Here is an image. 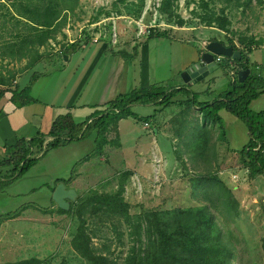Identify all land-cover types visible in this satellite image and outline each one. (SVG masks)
Segmentation results:
<instances>
[{"label": "rangeland", "instance_id": "1", "mask_svg": "<svg viewBox=\"0 0 264 264\" xmlns=\"http://www.w3.org/2000/svg\"><path fill=\"white\" fill-rule=\"evenodd\" d=\"M116 1L78 0L71 8L62 3L52 39L38 50L41 57L34 64V51L13 56L7 47L32 31L19 16L20 3H36L0 0V79L9 87H30L31 97L45 110L40 115L44 118L32 117V122L14 133L17 139L26 138L30 145L32 138L46 133L54 108L104 106L102 98L108 96L119 58L103 55V41L110 52L124 49L130 54L124 57L129 63L127 93L141 88V78L149 73L150 88L168 94L183 79L179 76L183 42L204 54L214 39L226 44L252 37L264 40V0H179L176 13L186 22L182 27L159 14L162 0H145L139 18L129 15L121 4L115 6ZM131 1L135 0L127 3ZM219 17L228 20V31L220 29ZM150 28L168 37L149 39L143 32ZM75 42L78 48L65 53ZM250 57L256 65H263L257 74L264 78V43ZM224 61L203 82L191 84L192 91L200 95L199 102H212L235 81V73ZM33 76L39 78L31 83ZM19 79L21 83L15 84ZM190 98L178 95L177 104L164 108L134 105L133 115L123 119L120 127H111L107 133L110 143L99 151L96 131L41 154L33 149L38 163L24 176L10 178L0 191V264L30 259H38L40 264H86L72 245L79 225L77 203L87 197L98 201L99 197L105 204L104 197L115 195L122 184V198L130 205L126 215H92L91 207L90 212L81 213L88 221L93 250L107 256L111 264H125L136 244L133 225L143 215L177 208L212 211L220 225V241L231 251L232 264H264V176L251 179L238 155L249 142L247 129L224 114L229 140L223 141L220 126L205 123L199 110L185 102ZM251 108L264 112V90ZM85 120L78 115V123ZM205 128L208 142L197 145L196 135ZM12 143L11 131L0 123V158L2 149ZM215 173L232 191L237 212L228 209L210 182L195 179ZM15 211H19L15 218H5Z\"/></svg>", "mask_w": 264, "mask_h": 264}, {"label": "trees", "instance_id": "2", "mask_svg": "<svg viewBox=\"0 0 264 264\" xmlns=\"http://www.w3.org/2000/svg\"><path fill=\"white\" fill-rule=\"evenodd\" d=\"M44 1L34 0L36 4L30 5L20 3V8L21 5L23 8L19 11V16L26 19L32 31L28 35L18 36L20 41H14L7 47V50L13 56H15L16 52L19 53V51V54H23L25 51H34V64L41 57L38 50L52 39L53 26L60 17L58 9L61 7V4L64 3L68 8H71L72 4L78 2V0H48L49 4L46 6L38 4V2ZM127 1L117 0L115 6L121 4L129 15L139 18L144 9L145 0H135L130 3H127ZM178 1L162 0L158 12L168 22H177L182 27L186 22L176 13ZM65 10L68 9L65 8ZM34 14H37L36 18ZM219 20L220 29L228 31V20L220 17ZM164 36L168 37L164 32L150 29V33L146 37L153 39ZM212 41L217 40L214 39ZM221 43L233 47L234 51L242 53L240 60L227 57L224 61L236 76L235 81L224 94L218 96L210 103H201L198 101V94L190 93L183 88L172 90L168 94L150 87L136 89L127 94L119 95L115 100L106 103L104 110L95 111L86 120L84 124L86 125L85 129L83 128L84 125L78 124L75 121L71 113L61 115L53 122L48 133H39L37 137L32 138L30 145H27L26 138H21L18 139L15 145L5 146L4 156L0 158V191L6 188V184L12 180L10 178H14L15 175H18V177L24 176L38 163L39 158H33V149H38L39 154H41L49 149L82 140L89 131H96V150L99 151L105 144L110 143L107 133L111 127L118 126L121 120L133 115L131 108L134 105L157 104L161 107H167L177 104L178 101L175 103L172 100L182 94H185L188 98L192 96V98L185 102H187L189 107L199 108L202 120L205 123H215L220 126L219 135L223 141H227V134L220 112L225 110L242 122L248 131L250 139L247 145L241 151H238L240 162L251 179L264 176V112H255L251 108L252 103L260 97L264 90V78L257 74V70L260 71L262 67L251 64L249 58V55L256 50V47L258 48L263 45L264 40H257L252 37L240 39L238 41L239 44H236L234 41H230L229 44ZM76 45L78 44L75 42L72 47ZM136 50V47H134V53ZM67 51L69 50H66L65 53ZM115 54L121 55L123 58L129 55L126 51H119ZM255 68L257 69L255 70ZM246 70H251L250 75L241 83L238 80V73ZM5 83V79L0 80V84ZM5 92L7 91H2L1 95ZM11 93V102L19 106L18 108H23L30 103L36 102L31 97L30 87L19 91L15 89ZM80 134H82L81 137H79ZM208 134L209 130L206 128L200 131L199 135H196L198 138L195 143L197 145L207 144ZM48 138H54V140L45 144ZM195 179L203 184L205 181L210 182L215 187L217 196L222 198L224 203L226 201L228 209H234L237 212L232 191L219 178L218 173L202 175ZM123 192L124 184L120 186V190L112 197H104L107 200L105 204L100 203L99 197L98 201L87 197L80 203H77V220L79 221V225L74 231L72 245L84 261H86V264H111V262L107 256L98 254L93 250L91 236L86 227L88 221L81 215L82 211L87 212L89 210L90 212L89 208L91 207L93 211L92 215L98 214V212L119 217L126 215L130 205L122 198ZM18 212L10 213L5 218H15ZM211 212L205 208L201 211L177 208L164 212L154 211L143 215L133 225V235L135 236L136 244L127 255L125 264H232L231 251L220 241V225L217 217ZM143 236H145V240ZM40 263L41 261L38 259H30L6 264Z\"/></svg>", "mask_w": 264, "mask_h": 264}, {"label": "crops", "instance_id": "3", "mask_svg": "<svg viewBox=\"0 0 264 264\" xmlns=\"http://www.w3.org/2000/svg\"><path fill=\"white\" fill-rule=\"evenodd\" d=\"M137 38H139L138 35L136 36V39ZM102 44H103V48H102L103 55L111 54V55L119 58V60H117V64L115 65L116 76H113V78L111 79L113 83L110 87V91H108V96L102 98V102H101L102 104L101 105L104 104V106H105L106 103L115 100L116 97H118L119 95L127 94V91L125 89V80L129 76L128 73H126L129 63L121 55L115 54L119 50L125 51L124 49L123 50L114 49L115 50L114 52H110L108 50L109 47L105 46L106 44L108 45V43L106 41H103ZM136 44L137 43H135V45L133 46V50H134V47H136V49H137L138 45H136ZM183 44H184L183 48L185 50H184V55L181 57V70H180L181 74L179 76H181L184 71H188L190 76H191V80L187 84L184 82V80L182 78L179 79V82H177V86L175 87V89L183 88L190 93H194L191 89L192 88L191 84H196L200 81L203 82L204 77L206 75H208L210 72H212L213 69L217 65L216 66L210 65L209 67H204V65L201 64V62H202L201 57L203 54L200 52V50H199L200 48H197V47H195L191 44L185 43V42H183ZM77 46L78 45H76L75 47L71 46V48H69L67 50H70V49L76 50L78 48ZM85 48L86 47H84L83 49H85ZM126 53L129 54L128 52H126ZM250 55H249V58L251 60V64L255 65V62L251 59ZM257 65H258V63H257ZM261 67H263V65ZM38 78L39 77H37V76H33L31 83L36 82ZM20 79L18 81L16 80L15 84H18V82H20ZM149 85H150V75H149V73H147V75L144 74L143 79L141 78V89L142 88H149L150 87ZM25 88H27V87H24L23 89H25ZM15 89H18V91L23 90V89H21V87L19 85H15V87H9L7 82L5 84H0V91H7L0 96V123L1 124L4 123L5 128L7 127L8 130L11 131V133L13 135V143L11 146L15 145L18 141L17 137L14 135L15 132L20 131L21 129H23L25 127L26 124H28L29 122H32V117L44 118V116H40V115L45 113V110L42 109V105H40L42 103H40V102H39L40 104L37 102H33V103L26 105L23 108H16V106L11 102V97H12L11 92L14 91ZM182 96H184L186 98L188 97L185 94H182ZM177 97H175L172 100V102L176 101ZM201 103H205V102H201ZM149 105H153V104H149ZM155 105H157V104H155ZM104 106H99V107H95V108H89L88 107L85 109H80V108H77L74 105H72V108H69V110L64 108V107H61L59 109L54 108L53 109L54 115L51 116V118L49 120L48 130L46 133H48L50 131L53 122L61 115L71 113L73 115L75 121L77 122L78 115L80 114V115H84L85 119L87 120L95 111L104 110L105 109ZM162 108H164V106ZM195 108L199 110L198 107H195ZM164 110H166V109H164ZM28 114H30L29 115L30 120L27 117ZM156 114H158V112ZM224 114H229L228 116L231 118L232 121L240 122L237 118H235L233 115H231L227 111L223 110L220 112L221 117H223ZM86 120H85V122H82V123L77 122V123L84 125L86 123ZM122 121L123 120H121L119 122V127H120V123ZM81 136H82V134L79 135V137H81ZM227 139H228V137H227ZM2 151L4 152L5 150L2 149Z\"/></svg>", "mask_w": 264, "mask_h": 264}, {"label": "water", "instance_id": "4", "mask_svg": "<svg viewBox=\"0 0 264 264\" xmlns=\"http://www.w3.org/2000/svg\"><path fill=\"white\" fill-rule=\"evenodd\" d=\"M216 56H223L225 58L230 57L234 60H240L242 57V53L240 51H234V48L231 46L223 45L219 41H213L210 42L207 47L206 51L201 57V64L204 65V67H209L210 65H215V57ZM65 60L68 61V56L65 57ZM251 70L241 71L238 73V80L239 82H244L247 77L250 75ZM182 77L185 83H189L191 80V76L188 71H184L182 73ZM234 77L235 74H234Z\"/></svg>", "mask_w": 264, "mask_h": 264}, {"label": "built area", "instance_id": "5", "mask_svg": "<svg viewBox=\"0 0 264 264\" xmlns=\"http://www.w3.org/2000/svg\"><path fill=\"white\" fill-rule=\"evenodd\" d=\"M160 6V5H159ZM159 8V7H158ZM158 10V9H157ZM153 27V26H152ZM148 28V27H147ZM150 29H152V28H150ZM150 29L149 30H144V32H143V34H148V33H150ZM224 60H226V58L225 57H223V56H216L215 57V62L217 63V64H219V63H222ZM150 125H149V123L148 122H146L145 123V127H149ZM54 140V138H48V140H47V142L45 143V144H47L49 141H53Z\"/></svg>", "mask_w": 264, "mask_h": 264}, {"label": "bare ground", "instance_id": "6", "mask_svg": "<svg viewBox=\"0 0 264 264\" xmlns=\"http://www.w3.org/2000/svg\"><path fill=\"white\" fill-rule=\"evenodd\" d=\"M236 177V176H235Z\"/></svg>", "mask_w": 264, "mask_h": 264}]
</instances>
